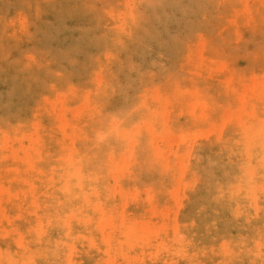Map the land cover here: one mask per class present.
<instances>
[{
  "label": "rangeland",
  "instance_id": "obj_1",
  "mask_svg": "<svg viewBox=\"0 0 264 264\" xmlns=\"http://www.w3.org/2000/svg\"><path fill=\"white\" fill-rule=\"evenodd\" d=\"M52 1L58 0H27L26 6L0 0V44L7 54L0 61V103L8 99L14 72L8 61L28 74L41 72L20 101V115L6 119L0 107V264H238L245 250L251 256L244 264H264V171L251 183L257 190L245 221L234 217L246 234H224L223 219H232L235 206L229 214H207L206 222L191 213L209 196L207 172L218 181L242 164L247 169L241 132L264 126V0H207L208 9L184 19L169 8L178 19L170 31H181L185 51L173 73L153 68L128 90L127 115L116 110L124 103L117 92L102 100L112 78L123 80L128 72L114 70L124 51L106 55L95 47L94 63L80 74L75 70L85 66L86 52L72 66L38 51L35 32L54 22L44 11ZM105 1L111 9L102 8ZM147 1L78 3L101 10L100 31L89 38L116 25L128 44L146 21L157 28ZM94 20V14L74 15L67 24L79 37ZM193 22L201 27L189 32L186 24ZM135 49L137 65L169 63L152 40ZM230 143L235 152L225 156ZM67 196L76 198L71 210L63 205ZM45 247L54 260L41 254Z\"/></svg>",
  "mask_w": 264,
  "mask_h": 264
},
{
  "label": "bare ground",
  "instance_id": "obj_2",
  "mask_svg": "<svg viewBox=\"0 0 264 264\" xmlns=\"http://www.w3.org/2000/svg\"><path fill=\"white\" fill-rule=\"evenodd\" d=\"M20 4L26 6L27 0H17ZM209 1V0H208ZM207 0H148L147 1V10L150 13L149 20H154L153 22L157 24V28H151L147 25L146 21L139 29V33L131 40L127 42L128 44H123L121 42L123 31L122 29H117L116 25L115 30L110 32L109 30L105 32H100L99 35H96V38H89V35L92 31H100V22H101V10H96L95 6L86 5L82 6L78 3V0H73L71 4L70 0H58L45 3V12L49 11L53 13L54 22H44L43 25L39 26L36 29L35 35L41 36L39 46L37 47L40 52L49 53L52 52L57 58L65 59L69 65L73 66V60L79 54V52H86L85 66L81 67L80 70L74 68L76 73L84 70L87 65L94 63L91 51L95 47H101L106 49V55L108 51H118L122 50L125 52L126 58L123 63L118 62L114 66V70L118 72L127 69L125 78L117 79L112 78L110 88L102 94V100H107L110 97V94L117 92L119 100L124 103L116 108L118 113L127 115L128 111L131 109L132 97L128 95V90L132 87L142 84L145 81V76L152 71L153 68H156L157 71L163 72L167 71L173 73L175 69V61L178 58L179 51H185L181 48L185 47V41H183L181 31L177 30V34H173L170 31V28L173 24H176V18L171 15L168 10L169 8L175 9L179 14L180 18L184 19L186 15L190 12H203L205 9H208ZM7 3H9L7 1ZM104 9H111V4L109 1H105L101 5ZM195 10V12H194ZM94 14L95 20L91 23L90 27L81 28V35L75 37L73 28L68 27V20L71 16L78 15L83 18H87L88 15ZM198 17V15H196ZM135 19H143L142 16L137 15ZM129 24L124 23L123 30L125 31ZM203 26V23H202ZM201 27V22L199 23H187L186 30L189 32H194ZM117 30V31H116ZM187 32V31H186ZM102 33V34H101ZM68 41H67V40ZM152 40L158 47L165 49V53L170 57L168 65H158L153 62L150 66H141L136 64L135 55H137L138 45H142L145 41ZM69 42V44L65 43ZM57 42L58 48L53 50L51 44ZM103 46V47H102ZM134 47V48H132ZM144 51V50H143ZM7 54L4 47L0 44V61L6 60ZM140 59V58H139ZM9 66L14 68L13 74L8 76L7 81L10 85L9 92L7 94V101L5 104L0 103V107L5 114V118L9 119L13 115H20L23 109L20 101L22 100L23 95H25L33 86L40 76V71L34 72L33 74H28L25 70H20L14 66L15 62L8 61L6 63ZM87 64V65H86ZM5 72V69H1L0 65V75ZM80 74V73H79ZM1 98V96H0ZM5 119V120H6ZM259 130H251L247 128L244 133L243 141L248 146V150L245 149L249 160L247 164V169L244 167V164L240 168L231 169L228 174H225L220 180L216 181L210 172H207V185L209 190V196L206 198L204 203L194 205V209L191 213H195V216H198L199 219L203 222H206L207 214L210 216L218 217L224 213L229 214V211L232 213V208L235 206L236 213L233 211L232 219L229 217H224L223 219V231L225 235H228L229 238L231 235L237 233H244L241 229L244 228L241 224L237 223L235 218L245 221V218L248 216L247 206L250 201L253 200L254 191L257 190L255 186H251V183L256 179V173L260 174L259 171H264V165L262 155H264V126L257 124ZM227 149H222L224 155L226 156L229 152H235V146L233 143L227 144ZM246 146V148H247ZM252 170V171H251ZM257 171V172H256ZM259 176V175H258ZM264 176V175H263ZM264 179V177H263ZM216 181V182H215ZM244 182V183H243ZM264 182V180H263ZM77 183H80L78 181ZM240 183H243L240 184ZM235 188L238 191V196L233 195L230 190ZM81 190H79L80 192ZM224 192L228 193L227 197L224 199ZM76 198L72 196H67L66 201L63 205H66L69 210L75 202ZM198 206V207H197ZM245 207L243 214L241 213V208ZM196 210V211H195ZM235 217V218H234ZM243 224V223H242ZM241 228V229H240ZM247 238H244L246 244H250L253 233L251 232V226L247 227ZM37 238L35 242L38 244L41 243L42 234L40 231L36 230ZM48 247H45L41 254L47 256V258L55 259L54 254H49ZM38 255V254H37ZM251 254L248 250H245L240 255L239 263L244 264L245 261L249 260ZM55 262L51 264H55Z\"/></svg>",
  "mask_w": 264,
  "mask_h": 264
}]
</instances>
